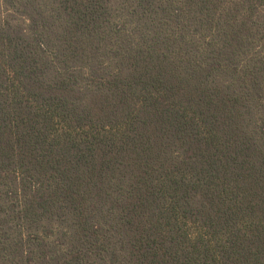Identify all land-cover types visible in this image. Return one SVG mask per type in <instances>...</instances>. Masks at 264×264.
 I'll return each instance as SVG.
<instances>
[{
    "label": "trees",
    "instance_id": "1",
    "mask_svg": "<svg viewBox=\"0 0 264 264\" xmlns=\"http://www.w3.org/2000/svg\"><path fill=\"white\" fill-rule=\"evenodd\" d=\"M0 264H264V0H0Z\"/></svg>",
    "mask_w": 264,
    "mask_h": 264
}]
</instances>
